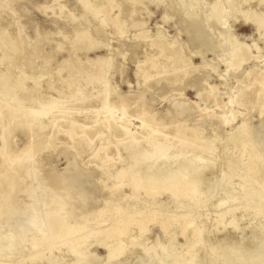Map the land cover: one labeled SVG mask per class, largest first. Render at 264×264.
Masks as SVG:
<instances>
[{
    "label": "rangeland",
    "instance_id": "obj_1",
    "mask_svg": "<svg viewBox=\"0 0 264 264\" xmlns=\"http://www.w3.org/2000/svg\"><path fill=\"white\" fill-rule=\"evenodd\" d=\"M4 1L8 3L6 9L0 11V30L10 29V35L19 38L27 56H31L30 62L21 60L18 64L20 68L16 69V73L24 79L25 88L36 85L37 82L34 83L33 80L37 81L39 77L41 86L54 84L56 77L60 76V73L54 70L55 66L68 59L66 43L74 42L72 22L84 21L80 0H0V6H4ZM177 2L179 0H112L113 10L110 17L114 19L119 16L117 24L125 21V35L121 37L111 34L109 27H103L101 38L107 47L94 48L89 52L78 51L76 54L78 60L83 63L87 59L92 61L98 57L111 59L112 69L109 75L98 83L99 86L106 85L107 98L102 101L101 98L88 94L89 99L79 100L82 93L92 92L91 86H84L76 98L61 104L63 108L71 109L70 114H66L61 120V127L48 125L44 132L33 131L32 139L36 147L31 151L35 155L31 163L25 165V170L34 168V177H28L24 169L19 170L17 162L8 167L6 161L7 154L19 153L30 142L27 131L15 129L6 133L5 154L0 155V239L1 235L11 231L17 238L13 245H17L19 232L22 234L24 230L23 222L30 216L29 212L22 210L35 197L40 202L39 208L42 206L41 209L47 214L58 212L64 220L66 230L74 233L70 239H65L64 245L57 244L53 250H46L43 260L38 259L39 262L35 264H42L43 261V264H47L48 258L56 261V264H70L76 256V250H82L83 256L86 255L85 258L90 259V264H140L143 260V264H181L184 261L191 264L196 261H201L202 264H240L242 253L251 256L256 249L264 246V202L257 204L251 202V199L248 201L243 198L244 185L241 180L246 177L248 183L254 187L261 188L262 184L264 186V125L260 122L264 113L260 116L256 110L251 109L252 107L248 109L246 106L248 97L253 96L254 91H264V86L260 83L264 75V32L258 33L255 27L245 23L243 17L236 14L226 22L224 28L228 29V37L222 40L218 35L221 27L211 25L208 17L213 0H198V7L193 13L196 17L193 14L186 17L183 6L177 5ZM171 3L176 4L174 9ZM59 5L62 6L61 9L58 8ZM236 6L245 11L248 4L238 0ZM250 6L258 12L264 10L256 1L250 2ZM133 9H136L133 21L139 23L147 35L162 33L168 40H176L183 45L182 53L191 59L185 60L187 67H182L188 74L177 72L175 77L168 74L158 75L157 72L162 73V69L158 67L157 72L144 69V73L147 72L146 77L149 76L147 80L142 71L136 76L137 63L144 61L145 53L153 56L157 64L162 62V58L161 54L155 55V51L151 49L146 51L145 43L137 38L142 31L139 32L130 25ZM187 18L190 20L189 30L192 31L190 35L185 31L183 23ZM196 22H200V27L203 28L198 36L193 34ZM95 24L97 25L96 21H93L92 25L96 26ZM230 38L236 40V46L248 47L252 58L248 63L238 68L232 66L227 71L225 61L231 62L235 54L231 53L228 47ZM58 45L62 46L60 51H57ZM50 52L53 59L46 67L39 69L43 65V59L50 55ZM2 68L0 65V70ZM246 74L249 75L245 76ZM28 77L31 80H27ZM190 80L195 81L196 85L188 86L193 84ZM56 89H61L63 93L67 91L65 86H55L50 98H57ZM197 92L201 93L206 101L201 100ZM237 92L240 94L235 98ZM22 93L21 97H24L26 90ZM39 94L43 93L38 92L37 95ZM37 95L35 96L38 97ZM230 99H233L232 105L229 103ZM121 105H125L124 114L119 111ZM106 107L113 108L108 120L120 119L118 125L125 124L131 130L130 139L124 136L119 127L118 130L115 127L110 136L102 126ZM37 109L41 111L42 107ZM142 111L146 113L145 116L141 115ZM51 113L53 112L44 120H48ZM231 113H234L235 119L226 125L224 121L232 119ZM96 116L100 124L83 133L77 129V137L74 140L59 132V129L68 131V120L86 128L91 127V122ZM141 119L153 129H164L170 136L175 135L178 127L185 130V135L188 136L185 143H193V146L180 147L172 141L164 142V146L168 149L167 155L181 152V161L176 164L177 167L174 165V168H182L185 163L197 165L194 167L197 170H194L189 178L190 182H194L197 177L207 180L205 186L197 187V196H175L169 192L149 196L143 190L136 193L132 191L128 172L134 159L130 154L133 151H141V148L153 151L143 138ZM243 122L244 130L239 128ZM228 133L232 135L230 139ZM103 143H110L109 149L99 150ZM1 146L0 142V148ZM199 155L203 157L204 163L194 159ZM151 163L152 160L148 162L149 165ZM247 166L250 171H247ZM74 169L80 174L81 180L75 182L76 185L74 183L73 195L69 198L63 181L66 177L76 174ZM121 169L125 178L119 180L115 175ZM79 171L87 176H83ZM117 183L122 185L118 186ZM43 186H49L50 189H45L48 194ZM7 199L12 201V207L17 213L11 221L4 207ZM194 199L202 202L204 207H196ZM222 200H227L225 209L215 208ZM179 204L184 206L179 207ZM225 210L232 212L218 223V217ZM25 214L23 219L22 215ZM140 221L146 225L142 235L137 224ZM125 222L126 226L123 228ZM114 224H119L123 233L115 239H108L107 242L112 247H121L122 250L119 254L114 252L113 258L107 259L108 251L102 243L105 234L100 235L98 232L104 230V233H107L108 230L118 227H112ZM162 226H165V230ZM69 245L73 246V249ZM150 246H153V249L146 253L145 250ZM15 250L8 255L12 263L18 261L21 256L27 259L33 252L27 245L23 247L21 254L17 252V246ZM3 251L5 250L0 243V253ZM97 258L103 261L99 260V263Z\"/></svg>",
    "mask_w": 264,
    "mask_h": 264
},
{
    "label": "bare ground",
    "instance_id": "obj_2",
    "mask_svg": "<svg viewBox=\"0 0 264 264\" xmlns=\"http://www.w3.org/2000/svg\"><path fill=\"white\" fill-rule=\"evenodd\" d=\"M128 1H134L135 2L136 0H128ZM197 1L198 0H179V2H177V5H180V7L183 6V10L185 11L184 15L186 17H190V16H192L191 14H193L194 11L198 7ZM241 1L243 4H248L247 10L243 11V10H241L242 7L239 8L238 6H236V4H238V0H232V1L231 0H213V2L210 5L211 14L208 17L211 20V23H212L211 25L221 27L220 28L221 31L219 32L218 35L222 40L225 39L226 37H228V35H226V34H228V29L224 28V27H226V22L229 20V18L235 17L236 14L242 16L245 23H248L250 26L255 27V29L258 33L260 31L264 32V10L258 12L256 9H253L250 6V2L256 1L260 6L264 7V0H241ZM7 3H8L7 1L3 2L4 6H0V11H4L6 9ZM80 3L81 4H79V5L80 6L82 5L81 12L84 13V19H83L84 21L80 22V23H78V22L76 23V21L72 22L73 23L72 30H73V37H74L73 41L74 42L73 43H68V42L66 43V47H67L66 50H67V53L69 56L68 59L65 61H62L60 64H57V66H55L54 70L58 71V73H60V76L56 77L54 84L50 83L46 86H41L39 84V81H38L40 79V77H39L37 79V81L33 80L34 83L37 82V83H35L36 85H34L31 88L30 87L25 88L24 79L20 78V76L16 73V69L20 68L18 64L21 60H23V62H26V63L30 62L31 56L30 55L27 56L26 51H24L22 43L20 42L19 38L12 37L10 35V33H9L10 29L6 30V28L5 29L2 28L0 30V65L3 66L2 70H0V142L2 144V146L0 148V155L5 154L6 133L14 131L15 129H19L21 131L26 130L28 133V136L30 138V142L19 153L7 154L6 161H7L8 167H10V165L13 162H17L19 170H21V169L25 170V165L28 163H31V161L35 155V153H33L31 151V149L36 147L34 145L35 142L32 139L33 138V131L36 130L38 132H44L47 129L48 125H51L53 127L56 126L57 128L61 127L62 126L61 120L64 119L65 115L71 111V109L63 108L61 106V104H63V101H71L74 98H76V96L79 95V93L81 92V90L83 89L84 86H85V88H86V86H91L92 92L91 93H82L83 95H80L81 97L79 98V100H87L90 98V96L91 97H93V96L99 97V98H101L102 101L106 100V98H107V95L105 92V89H106L105 86L106 85L104 84V86H99L98 83H100L102 80H104L105 76L112 69L111 59L98 57L97 59L92 60V61L87 59V61L83 63V62H80L78 60L76 54L78 51L86 50L89 52L91 49H94V48L95 49H105L107 47V44L101 38L102 37L101 32H103V29H102L103 27H109L111 34H117V35H120L121 37H123L125 35V27H126L125 21L122 22L121 24H117V19L119 16H116V18H114V19H112V17H110L111 12L113 10L112 0H80ZM136 3H138V2H136ZM76 4H78V3H76ZM171 6L174 9L176 7V4L171 3ZM58 8L61 9L62 6L59 5ZM135 12H136V9H133L131 12L130 17L132 18L131 19L132 21H131L130 25L132 28H136V30H138L139 32L142 31L139 33L137 38L142 40V43H145L146 51H148V49H151L152 51H155V55L161 54V58H162V62L157 64V62L153 59V56H150V54L145 53L144 54V61L141 63L140 62L137 63L136 76H139L141 74V71H142L143 77L145 78V80H147L149 78V76L146 77L147 72L144 73L145 72L144 69H147L148 71L154 70L155 72H157L158 67H160L162 69V73L157 72L158 75L168 74V75H172L175 77L177 72H186V70L183 69L182 67L185 68L188 66L186 64V61L188 59H190V56L182 53L183 45L178 43V41H176V40H173V41L168 40L166 37H164L162 35V33H158V34H155L153 36L147 35V32L143 31L142 26H140L139 23H136L135 21H133V15ZM193 16L196 17V15H194V14H193ZM120 18H122V16ZM187 19H186V21L184 19L183 23L185 24L184 25L185 31H187L188 35H190L192 32V31L190 32V30H189L190 27L188 26V24H190L189 23L190 20L189 19L187 20ZM92 20L96 21V23H97V25L95 24L96 26L92 25V22H93ZM196 23L197 24L193 27V34L199 35L200 32H202L201 29H203V28L200 27V25H201L200 22H196ZM100 29H102V30H100ZM99 31H100V33H99ZM179 34L180 33H178V35ZM103 35H104V33H103ZM236 44H237V42L235 39H233V38L229 39V46L228 47H229V49H231L230 52L235 53V54L233 55L234 58L232 59L231 62H229V60L225 61L227 71L230 70L232 66H236L235 68H238L239 66L248 63L250 61V59L252 58V56H251L252 54L250 53V50L248 49V47L241 46V45L236 46ZM61 48H62V46L58 45L57 51H60ZM57 51L55 50V52H57ZM182 54L185 56H182ZM51 59H53V56H52V53L50 52V55H48L46 58L43 59V62H42L43 65L39 69L46 67L48 62ZM255 59H258V57H255ZM190 60H189V62H190ZM180 64H184V65L181 66ZM186 73L188 74V72H186ZM248 75L249 74H246L245 76H248ZM27 80H31V79H29V77H28ZM192 82H193V84L188 85V86H195L196 85L195 81L190 80V83H192ZM194 82H195V84H194ZM260 83H261V85L264 86V75L261 77ZM55 86H57L58 88L65 86L67 89L66 93H63L61 89H56L57 90V98L56 99L50 98L49 96L52 94V92H54ZM198 89H199V87H198ZM210 89L213 90V87H211ZM25 90H26L25 96L21 97V93L24 92ZM38 92H41L43 94L37 95ZM239 94H240V92H237V95L235 98H237ZM35 95H37L38 97H36ZM87 95H88V97H87ZM197 96L201 100L206 101V99L204 98V96L201 93L197 92ZM229 103L232 105L233 99H230ZM246 106H248V109L252 107L251 109L256 110L259 113V115L262 116L264 113V91H262V90L254 91V95L251 97H248V101L246 102ZM36 107L37 108L42 107L41 111L38 110ZM125 110H126L125 105H121L119 108V111L121 112V114H124ZM50 112H53V113H51V117L48 118V120H44L49 115ZM112 112H113L112 107H106V109L104 110L105 120L101 121L102 126L107 130V132H109L110 136H112V134H113L112 132H113L114 128L116 127V130H118V127H119V129H121V131L123 132L124 136H128V138L130 139L131 135H132L131 130L128 127H126L125 124L119 126L118 124H119L120 119L111 118V120L110 119L108 120V116ZM145 114L146 113L144 111L141 112L142 116H145ZM177 114H178V112H177ZM231 116H232L231 120L225 119L224 122L226 125H229L231 123V121H233L235 119L234 113H231ZM99 121L100 120L96 116L94 121L91 122L92 123L91 127L86 128V126L77 125L76 123L72 122L71 120H68V122L66 121V123L68 124V131L64 132V131L59 129V132L64 134L70 140H74L75 137H77L76 136V130L77 129H79L81 131V133H83L87 129H91L93 127H96L98 124H100ZM260 122L262 123V125H264V116L262 117V121L260 120ZM140 128L144 132L143 138H145L146 144L149 147H151L153 149V151H149V150L141 148V151H133L134 154L133 153L130 154V156L134 159L133 164L130 163L129 172H128L129 180L131 182L132 191L136 193L138 191L143 190L146 193V195H149V196H157L159 194H163V192H169L171 195H175V196L185 195V194H190L192 196L196 195L198 193L197 187L205 186L207 184L206 183L207 180L204 177H197V178H194V182H190L189 178L191 177L193 171L197 170V169H194V167L197 165L195 163H193V164H195V166H193L189 163L184 164V162H183L184 166L182 168L181 167L180 168H174L173 166L175 165L177 167L176 164L178 162L180 163V161H181V152L180 151L177 152L175 150L177 152L175 155H167L168 149L164 146V142H170V141L174 142L175 144H178L180 147L193 146L194 145L193 143H189V144L185 143V141L188 139V136L185 135V130L178 127L175 130V135L170 136L168 133L164 132V129H160L157 127L153 129L143 119H141V127ZM239 128L244 130L245 122H243ZM245 132H246V130H245ZM113 137H115V135ZM231 137H232V135L231 134L229 135V133H228V139H230ZM192 139H193V141H195L194 138H192ZM110 145H111L110 143H107V144L103 143V144H101V148L99 150L103 151L105 149H109ZM117 147H118V145H116V148ZM125 149H128V147L127 148L125 147ZM105 154L107 155V152H105ZM183 157H184V155H183ZM106 158H107V160H111L108 157H106ZM194 159L197 160L198 162L201 161L199 163H202V162L204 163V161H203L204 159L201 155L195 157ZM147 160H148V162L149 161L151 162V160H152V163L149 165ZM200 167H201V165H200ZM99 168H101V167H99ZM206 168H207V166H206ZM246 169H247V171H250L249 166H247ZM34 170L35 169L34 168L32 169V167L29 170L28 169L25 170L27 176L31 177L32 173L35 172ZM198 171H196V172H198ZM200 171H201V169H200ZM79 172L81 173V171H79ZM82 173L84 176L85 173L84 172H82ZM34 174L36 175V172L33 173V175ZM254 174H256V173H254ZM79 175L80 174L76 171V174L66 177L63 181V183L66 184L65 186L67 187L66 189L68 190L67 196L69 198H71L73 195V191H74V188L76 185L75 182H78L80 177H81ZM98 175H100V174H98ZM34 176H32V177H34ZM86 176H87V174H85V177ZM115 178H117L119 180L122 178H125L124 172L122 169L116 173ZM241 180L243 181V185H244V189H242V190H244L243 198L247 199L248 201H249V199H251L252 200L251 202H254L257 204H262L264 202V186H263V184H262L261 188H256L253 185L248 183L246 177H242ZM74 183H75V185H74ZM117 184H119V183H117ZM117 184H115V185H117ZM121 185H122V183L119 184L118 186H121ZM37 187H38V185H37ZM42 188H44V186ZM46 188H44V190ZM114 188L117 189V187H114ZM37 189H39V188H37ZM47 189H50L49 186ZM211 190H212V188H211ZM240 190H241V188H240ZM30 191L32 192V190H30ZM45 192L47 193V190H45ZM49 193H51V192L49 191ZM43 195H45V194H43ZM53 195H54V193H53ZM81 195H83V194L81 193ZM225 195H224V197H227ZM232 195H233V193H232ZM234 195H235V193H234ZM239 195H241V194H239ZM239 195H237V196H239ZM54 196H56V195H54ZM58 196H60V195H58ZM34 197H35V195H34ZM46 197H47V195H46ZM48 197H50V195ZM222 197H221V199H223ZM193 198H195V197H193ZM48 199H50V198H48ZM225 199H227V198H225ZM198 200H199V198H198ZM198 200H196V199L193 200L194 205L198 208L204 207L202 202H199ZM227 200L229 201L230 198ZM227 200L219 201L216 204V206L214 205L215 208L225 209L224 206H227L226 205ZM234 200H236V198ZM230 201L234 202L232 200H230ZM81 203H83V202H81ZM240 203H241V201H240ZM180 204H179V207H181L183 205L182 204L180 206ZM27 205L28 206L25 207V209L22 211L23 212H29L30 216L28 215L29 217L25 220V222H23V223H25L24 226L22 225L24 230H23L22 234H21V232H19L20 236L18 237V241H17L16 246H17V252L20 254L23 252L22 249L25 245L29 246V249L33 252L30 254L29 257H27V259H24L25 256H21L18 261H15L13 263L10 262V259H9L10 256H8V255L12 254V250L16 251L15 250L16 246L13 244H14V242H16L17 238L11 231L8 233L6 232L7 234H5L3 236L1 235V239H0L1 247L5 250V251L0 253L1 254L0 255L1 256L0 257V264H35L36 262H39V261H37L38 259L43 258L44 252L46 250H53V248L57 244H63L64 245L65 239L66 238L70 239L74 234L71 230L70 231L66 230V227L63 224L64 220L58 212H54V211L52 212L51 211L52 212L51 214H47L46 211H43L44 209H41V208H43L42 206H41V208H39L40 202L36 197L32 198L30 201V204H27ZM70 206H71V204H70ZM228 206H229V204H228ZM232 206H234V205H232ZM4 207L7 209L8 213L6 211H4L5 209L3 211L6 212L7 214H9V219H10L9 221H11V219L14 216H16L15 214H17L16 210H14L12 207V201L7 199ZM71 207H73V205ZM50 208H51V206H50ZM50 208L48 210H50ZM1 209H3L2 206H1ZM213 209H214V207H213ZM70 211H71V209H70ZM84 211H86V210H84ZM18 212H20V211H18ZM230 212H232V211L225 210V212L218 217L217 222L219 223L227 215L231 214ZM259 212H262V211L259 210ZM19 214H21V213H19ZM19 214L17 215L18 217L20 216ZM24 216H26V214L22 215L23 219H24ZM110 221H109V223H110ZM4 223L2 225H4ZM137 224H138V227L140 230V234L142 235L144 233L146 225H145V223H143L141 221L137 222ZM115 226H118V227H115ZM122 226L124 228L126 226V222ZM112 227H115V228L113 229ZM112 227H111L112 229L108 230L107 233H104V230H100L98 232V234H100V235L105 234V238H104V241L102 243H103L104 248L107 249V251H108L107 259L113 258L114 252L119 254L120 251L122 250L121 247H119V246L112 247L107 242L108 239H115L123 233V228L121 226H119V224H114V225H112ZM162 229L165 230V226H162ZM113 241H115V240H113ZM113 241H111V242H113ZM69 247H71L73 249V246L69 245ZM27 248L28 247H26V249ZM259 248L256 249L255 252H253L254 254L251 256H246L244 253H242L240 256L239 263L240 264H264V246L259 247ZM152 249H153V246H150L149 248H147L145 250V252L147 253ZM75 253H76V256L75 257L72 256L74 258V260L72 261L71 260L72 258H70V260L72 261V263H70V264H75V263L76 264H90V261H89L90 259L89 258L86 259L87 258L86 255H85L86 258L83 256L84 253L82 250H76ZM237 257H239L238 254H237ZM48 259H49V261L46 259L48 261L47 264H56V261H53L50 258H48ZM54 259H56V258H54ZM233 259H234V257H233ZM97 260L99 261L100 259L97 258ZM145 260H147V259H145ZM162 260H163V258H162ZM57 261L59 262L58 258H57ZM100 261H99V263H100ZM143 261L141 262L142 264L144 263ZM95 262H97V261H95ZM43 263H44V261H43ZM172 264H174V263L172 262ZM181 264H191V262L184 261ZM193 264H202V262L196 261ZM212 264H215V262H212Z\"/></svg>",
    "mask_w": 264,
    "mask_h": 264
}]
</instances>
